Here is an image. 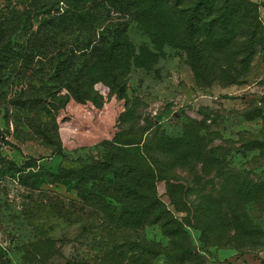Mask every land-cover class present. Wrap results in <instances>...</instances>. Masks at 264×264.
Segmentation results:
<instances>
[{"label": "rangeland", "instance_id": "374dc122", "mask_svg": "<svg viewBox=\"0 0 264 264\" xmlns=\"http://www.w3.org/2000/svg\"><path fill=\"white\" fill-rule=\"evenodd\" d=\"M53 2L0 0V251L11 264H264V149H255L264 145V52L242 82L222 85L191 67L181 28L175 49L130 24L136 58L124 95L98 83L91 101L65 103L71 66L51 51L68 40L60 33L53 45L44 23ZM258 17L264 33V3ZM169 29L150 32L158 40ZM75 60L78 71L84 57ZM111 142L118 181L132 187L138 166L156 174L153 191L141 181L120 204L137 213L160 205L158 225L108 227L94 202H77L72 182L33 185L39 168L89 167ZM119 202H104L115 218ZM122 216L133 220L128 209Z\"/></svg>", "mask_w": 264, "mask_h": 264}, {"label": "trees", "instance_id": "16d2710c", "mask_svg": "<svg viewBox=\"0 0 264 264\" xmlns=\"http://www.w3.org/2000/svg\"><path fill=\"white\" fill-rule=\"evenodd\" d=\"M53 1V6H50L52 15L49 11L50 16L44 23L50 26L49 37L53 45L57 46L55 39H59L60 33H65L68 40L64 52L60 46L51 51L55 59L66 57L69 60L68 68L71 66L70 72L64 75L63 87L68 91L65 103L70 100L78 104L91 101L93 87L98 83L108 87L112 93H118L120 97L124 95L128 67L132 59L136 58L128 34L130 24H134L136 29L149 37L152 44L156 45L161 39L163 44L175 49H178V31L181 28L187 42L185 49L190 56L191 67L201 74L206 73L222 85L242 82L248 76L256 56L264 52V33L258 17L260 4L248 0ZM168 28L171 31L168 38L155 40V34L150 32L151 29H157L165 34ZM143 52L152 55L148 48ZM25 56H29V53ZM77 57H84L85 63L75 71L72 65ZM112 145L113 142L106 143V154L99 160L91 158L89 167H80L81 160L77 159L71 160L67 167L59 168L58 174L46 173L39 168L34 175L36 181L33 185H69L72 182L76 187L77 202L83 205L94 202L93 207L90 206L92 209L108 214L111 218L108 227L158 225L165 214L158 204L139 213L127 207V217L133 220H124L122 215L127 209L125 212L123 204H120L125 200L123 194L129 192L137 195L135 188L141 185V181H145L153 191L156 174L144 167L130 168L132 179L128 182L132 187L121 183L118 180L123 179V171L117 166V158L120 156ZM258 145L255 149H264V145ZM123 160L125 166H128V160ZM109 177H113V180ZM83 185L87 186V190L83 189ZM112 197L120 200L118 204L122 213L119 218H115L116 212L104 203ZM165 225L161 227L164 233H168ZM0 264H11L10 259L1 251Z\"/></svg>", "mask_w": 264, "mask_h": 264}, {"label": "crops", "instance_id": "0c3cea01", "mask_svg": "<svg viewBox=\"0 0 264 264\" xmlns=\"http://www.w3.org/2000/svg\"><path fill=\"white\" fill-rule=\"evenodd\" d=\"M248 1H250V2H253V3H257V4H262V3H264V0H248ZM256 261V260H255ZM255 263H259L260 264V262L259 261H256Z\"/></svg>", "mask_w": 264, "mask_h": 264}]
</instances>
